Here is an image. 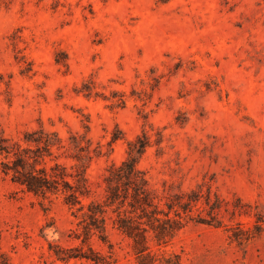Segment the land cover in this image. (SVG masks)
<instances>
[{
  "label": "rangeland",
  "instance_id": "1",
  "mask_svg": "<svg viewBox=\"0 0 264 264\" xmlns=\"http://www.w3.org/2000/svg\"><path fill=\"white\" fill-rule=\"evenodd\" d=\"M90 81L100 95L80 91ZM39 122L64 138L89 125L102 148L86 171L96 194L128 140L145 128L154 142L161 130L139 163L152 186L207 185L250 211L223 210L220 227L190 222L162 249L182 264H264V221L253 215L264 219V0H0V132ZM76 232L60 198L0 179L9 264H97L54 256L50 245H81ZM108 234L109 244L91 236L92 248L109 264H137L130 240Z\"/></svg>",
  "mask_w": 264,
  "mask_h": 264
},
{
  "label": "trees",
  "instance_id": "2",
  "mask_svg": "<svg viewBox=\"0 0 264 264\" xmlns=\"http://www.w3.org/2000/svg\"><path fill=\"white\" fill-rule=\"evenodd\" d=\"M80 91L86 95L101 94L94 91L92 81L84 83ZM111 98L112 105L124 106L123 94L113 92ZM84 127V133L69 132L66 138L41 122L23 130L18 137L0 132V179L8 178L22 192L43 201L60 198L76 219L75 238L80 239L81 245H50L58 260L84 258L109 264L92 248L90 238L95 235L109 244L111 228L130 240L137 264H182L179 254L162 248L170 245L190 222L220 227L223 210L230 212L231 218L250 214L241 198L236 196L230 203L207 185L205 190L203 184L185 190L167 181L162 182L161 188L152 186L139 163L149 147L163 142L159 129L154 142L145 128L127 141L125 159L107 166L100 185L102 192L96 194L86 171L92 160L102 154V148L93 146L87 135L89 125ZM253 215L256 226H260L263 217L258 212ZM245 232L244 240L252 237ZM0 264H9L1 252Z\"/></svg>",
  "mask_w": 264,
  "mask_h": 264
}]
</instances>
